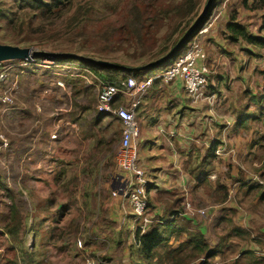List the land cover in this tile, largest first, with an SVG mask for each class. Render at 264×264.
<instances>
[{
	"label": "rangeland",
	"instance_id": "1",
	"mask_svg": "<svg viewBox=\"0 0 264 264\" xmlns=\"http://www.w3.org/2000/svg\"><path fill=\"white\" fill-rule=\"evenodd\" d=\"M82 1L85 3L87 0L77 2ZM181 1L167 0L166 5L171 9ZM206 1L200 0L199 15ZM96 6L94 15L85 26L86 31L82 30L83 35L85 38L94 32L90 40L101 38L106 44V31L119 25L124 17L133 15L132 1L98 0ZM63 19H56V25L47 28L62 27ZM230 22L245 26L252 35L264 36V0H215L209 17L194 36L207 56L211 75L210 85L205 91L215 93L212 105L198 102L193 106L182 87H176L178 104L174 111H183L185 106H190L195 116L198 115L197 126L200 125L198 123H206L211 129L213 121L226 126L231 117L236 121L234 110L243 112L247 105L250 108L244 112L257 116L249 126L239 131L236 129V138L227 137L228 140L233 139L227 145V151L231 152L223 159L209 156L212 162L202 165L199 162L202 146L194 148V156L198 158L192 167L194 180L198 173L208 171L210 175L206 183H195L192 188L194 200L188 199L184 206L198 215L204 211L208 220L201 218L203 224L211 219L205 224L207 242L212 250L218 251L211 259H204V255L194 257L190 260L192 264H264V199H261L264 190L254 178L264 181V110L250 103L252 96L264 94V49L233 34L227 27ZM25 36L20 34L17 37ZM236 36L238 40L234 39ZM19 38H4L0 34V43H19ZM43 42L47 45L33 47V50L67 52L63 49L73 45L65 38L56 41L45 39ZM188 46L181 50L180 56ZM175 61L167 62L147 74L145 79L161 76L164 68ZM5 64L8 76L0 83V264H81L87 257L104 258L116 264L112 257L117 255L121 257L120 264H134L130 245H135L136 241L128 239V231L121 230L123 218H118L117 212L113 215L115 197L112 198L113 193L109 195L111 186L106 178L108 174L120 173L115 152L121 140L122 124L115 120L114 115L105 118L100 126L91 122L102 114L97 110L98 94L106 81L99 78L97 81L90 68L79 63L72 66L79 65L89 72H80L76 77L67 71L54 73L42 61L27 66L23 61ZM70 76L73 79L85 77L77 82V88L89 86L90 91L75 97V89L68 82ZM163 84L159 87L163 95L159 97L169 103L171 88L163 87ZM124 99L121 97L114 107L125 105ZM87 106L90 110L84 109ZM139 118L138 111V124L141 123ZM144 133L151 132L146 130ZM113 137L116 141L108 145L110 151L106 145L95 142L103 139L108 143ZM158 139L153 136L151 141L154 143ZM137 148L140 162L145 163V159L148 160L145 148L140 144ZM251 150L255 152L250 153ZM91 163H95V167L99 165V171L84 175L82 170ZM240 175L246 182L249 180L253 189L236 186ZM218 183L229 191L224 204L216 202L221 196L216 191ZM198 186L200 191H196ZM197 194L204 196L205 201L201 202ZM163 199L169 200V197ZM193 201L199 207L191 204ZM13 204L19 208L22 217L21 233L16 243L4 232V218L10 214ZM188 204H191L190 209ZM213 206H217V211ZM235 228L242 231H235ZM79 242L82 249L78 247ZM172 244L174 248L179 246ZM248 250L254 254L244 253ZM28 251L32 252V257ZM158 252L163 254L164 247Z\"/></svg>",
	"mask_w": 264,
	"mask_h": 264
},
{
	"label": "trees",
	"instance_id": "2",
	"mask_svg": "<svg viewBox=\"0 0 264 264\" xmlns=\"http://www.w3.org/2000/svg\"><path fill=\"white\" fill-rule=\"evenodd\" d=\"M77 1L78 0H0V34H2L4 38H19L17 37L18 35L25 34V37L19 38L21 42L13 43L12 45L29 47L31 49H33V47L43 48L42 46L47 45L43 42L45 39L56 41L65 38L69 42L71 41L73 45L66 47L63 51L79 55L88 54L90 55L89 57L97 60L110 61L125 66H141L153 62L169 53L193 27L198 16H200L198 13L200 0H182L171 9L166 5L167 0H131L133 15L131 17H124L119 25L106 31L105 39L108 42L105 44L101 38L99 40H90L94 32L88 33L85 38V34L83 35V31H86L85 26L88 24L97 8L96 2L98 0H87L85 3L84 1ZM62 17H64L62 27L47 28V26L54 27L56 25L55 20L61 19ZM174 19H176L175 22ZM36 24L39 25L36 26ZM227 27L233 34L242 36L250 45L264 49V36L252 35L245 26L236 22H230ZM51 33L52 35L48 37ZM234 39L238 40L237 36L236 38L234 37ZM50 47H52V50H56L54 46ZM179 55L180 53L178 56ZM57 61L84 64L90 68V72H93L97 81L100 79L102 81H110L118 84L131 77L137 78L139 81L146 80L145 76L152 72L150 69L129 72L117 68L105 67L100 64H89L71 59H57ZM83 78L85 77L73 79L72 76H70L68 79V82L72 84L73 89H75V97L77 98L81 94L90 91L89 86H86L87 88H77V82H80L79 80ZM161 83L162 80L158 79L153 86L160 87ZM120 99L121 94L114 99L113 106H115ZM250 103H255L258 105L259 109L264 110V94H260L259 97L252 96ZM249 108L250 105L245 106L244 111H248ZM84 109L90 110V107L87 106L84 107ZM243 112L238 109L234 110V114L237 115L235 117H237L236 123L238 127L249 126L250 121H252L254 117H257L251 113ZM108 116L113 115L110 113H102L92 119L91 122L95 126H100ZM114 118L121 122L117 117L114 116ZM74 120L77 121L78 119ZM114 141H116V137L107 141L108 143L103 139H97L95 142L99 145L101 144V146L106 145L108 147L106 149L110 151L111 148L109 146L114 143ZM215 153L213 155L209 154V156L213 158V156H216ZM209 156L207 155L200 164L203 165L205 162L211 163L212 160ZM195 159L197 161L198 158L189 155V159L185 163L184 167L185 170L188 171V174H194L195 170L192 167ZM99 169V165L95 167V163H91L82 170V173L84 175H88V173L94 174V172H98ZM209 175L210 172L208 171L204 174L198 173V177L196 178L198 183L196 184L206 183ZM237 182H242V185L245 186L248 185V190L253 189L251 184H245L246 181L241 175ZM216 191L221 193L220 199H217L216 202L224 204L229 193L227 187L218 183ZM9 197L13 198L12 195H9ZM86 197L89 199L88 193ZM261 199H264V193L261 195ZM180 201L179 199L177 202ZM174 203L177 204L176 202ZM149 205L153 206L150 197ZM88 206L89 204L87 207ZM178 211L180 212H177V210L173 211V214L181 213V210ZM4 219V232L16 243L19 240L22 227V217L19 214V208L16 204L11 206L10 214ZM222 219L225 220V218ZM191 227L192 224L190 222L185 221L180 223L178 220L174 219L169 222L154 223L144 234L137 232L135 235L136 244L130 245L132 250L131 257L135 260L134 264H192L190 260H193L194 257L197 256L204 255V259L213 258L218 250H212L207 242L205 234L196 229L192 230ZM235 231L241 232L242 230L235 228ZM130 236L131 233L129 232L128 237ZM171 240H173L174 243H178L179 246L175 248L171 247ZM252 240L258 241L254 238H252ZM162 247H164L163 254L158 252V249ZM186 251L189 252L185 254ZM27 253L31 255L30 257L33 256L32 252L28 251ZM244 253L254 254L249 250Z\"/></svg>",
	"mask_w": 264,
	"mask_h": 264
},
{
	"label": "crops",
	"instance_id": "3",
	"mask_svg": "<svg viewBox=\"0 0 264 264\" xmlns=\"http://www.w3.org/2000/svg\"><path fill=\"white\" fill-rule=\"evenodd\" d=\"M154 83L140 104V109L139 107L137 109V112L139 111L140 115L139 120H141L139 127L142 125V135L140 134L137 144H140L145 148L148 157V160L146 158L145 163L141 164L147 171L151 183L148 186L149 197L153 203V206H150V215L153 217L154 223L169 222L174 219L178 220L180 223L185 221L190 222L192 224V230L199 229V231L207 236L206 225L211 219L203 224V220H208L206 213L205 215H198L196 212H189L184 206V202L188 199L194 200L192 188L195 183H198L197 180H194V174H192V176L189 175L184 166L189 159V155L192 157L194 156V147H200V145L202 146L200 153L202 152L203 154L200 156L199 162H203L207 155H213L215 151L216 156H213V158L223 159V156H227L231 152L227 151V145L230 140H228L227 137L236 138L237 132L243 127L237 126L234 117H231L234 122L231 123V119L226 126L216 121H213L214 125L211 129H208L206 123H198L202 127H200V125L197 126L196 119L198 118L196 117H198V115L195 116L196 114L193 113L194 109L190 106H185L183 111H174V108H176L178 104V95L176 93V87L178 85L182 87L183 93L186 94L188 101H190L193 106L195 104L188 97L183 82L177 81L171 85H167L168 88H171L169 89L168 96V99H171L169 103H166L165 99L159 97V95L162 96L163 93L160 92L159 87L153 86ZM162 86L164 87L166 84L164 83ZM121 97L125 98L124 101L127 104V97L123 95H121ZM209 105L211 104L209 103ZM236 129H238V131ZM146 130L151 133H144ZM153 136L159 138L154 141V143L151 141L153 140ZM232 140L233 139L230 141L232 142ZM151 143L153 147H151ZM251 151L252 152L250 153L255 152L254 150ZM254 166H256V164H254ZM106 178L111 186L109 195L112 196L113 192L121 193L126 189L127 176L123 172L120 171V173L114 172V174H108ZM248 182L249 180H247L245 184H249ZM242 184V182H238L236 183V186H241ZM247 186L242 185L239 189H249ZM200 188L198 186L196 191H200ZM113 197L116 199H114L115 203L112 204L114 210L113 215L117 212V215L119 216L118 218H123V222H120L121 230L124 231L125 229V231L130 232L131 236L128 237V239L132 238L135 240L136 229L134 228L133 214L130 212L127 203L123 201L120 195L112 196V198ZM164 197H169V200L163 199ZM198 197L201 202L205 201L204 196L198 195ZM179 199L181 201L177 202ZM194 202L195 201L191 204L199 207L194 204ZM120 205L122 208H120ZM213 208L217 211V206H213ZM234 208L237 209L235 206ZM175 210H177V212H180L178 210H181V213L173 214V211ZM172 243L174 242L172 241L170 244ZM119 259H121L120 255L112 257V260L115 261L116 264H120Z\"/></svg>",
	"mask_w": 264,
	"mask_h": 264
},
{
	"label": "built area",
	"instance_id": "4",
	"mask_svg": "<svg viewBox=\"0 0 264 264\" xmlns=\"http://www.w3.org/2000/svg\"><path fill=\"white\" fill-rule=\"evenodd\" d=\"M191 41L192 43H190ZM190 42L184 55L177 56L175 58L176 61L171 66L164 68L161 76H153L143 81L131 77L120 84L106 81L98 94L97 110L114 115L122 124V135L115 152V161L120 171L127 176V186L121 193L113 192V196L120 195L123 201L127 203L130 212L134 215L133 221L136 233L144 234L154 223L153 217L150 215L149 205L148 186L151 183L147 171L140 164L137 148V140L140 138V127L137 121L138 107L154 81L158 79H161L166 85L177 81L183 82L184 89L193 103L208 102L212 105L215 97L213 91H205L210 85L211 75L206 63L207 56L197 44V37H193ZM36 61H42L46 68L55 71L54 73L67 71L73 77L80 76L78 74L80 72H89V69H84L79 65L72 66L73 63L61 62L57 61V59L31 58L23 61V65L27 66ZM5 65L0 64V83L8 76V68ZM119 94L127 97L128 103L115 108L113 102ZM52 138H55V136ZM259 176L263 177L261 174ZM254 178L256 179V184L264 190V181L256 176ZM187 208L190 209V204L187 205ZM200 214L205 215V212L200 211ZM78 247L82 249L81 242H79ZM81 264L111 263L104 258L94 259L87 257Z\"/></svg>",
	"mask_w": 264,
	"mask_h": 264
},
{
	"label": "water",
	"instance_id": "5",
	"mask_svg": "<svg viewBox=\"0 0 264 264\" xmlns=\"http://www.w3.org/2000/svg\"><path fill=\"white\" fill-rule=\"evenodd\" d=\"M215 0H207L206 4L204 5V8L198 17L197 21L193 25V27L185 34V36L178 42V44L165 56L153 61L149 62L145 65L141 66H125L116 64L114 62L110 61H102L97 60L89 56L85 55H79L69 52H49L44 50H37L34 51L33 49L29 47L24 46H17L12 44H4L0 43V64H5L7 62L11 61H26L31 58H43L47 60H55V59H62V60H76L84 63L89 64H100L105 67L109 68H117L123 71H129V72H136V71H145V70H156L160 67H163L164 64L167 62L175 59L178 54L181 52V50L190 42V40L196 35L198 30L201 28V26L205 23L207 18L209 17L213 6H214Z\"/></svg>",
	"mask_w": 264,
	"mask_h": 264
}]
</instances>
